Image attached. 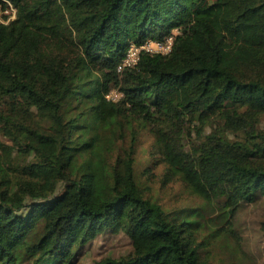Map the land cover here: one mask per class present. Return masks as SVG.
Instances as JSON below:
<instances>
[{"label": "trees", "instance_id": "16d2710c", "mask_svg": "<svg viewBox=\"0 0 264 264\" xmlns=\"http://www.w3.org/2000/svg\"><path fill=\"white\" fill-rule=\"evenodd\" d=\"M0 264H212L206 208L225 221L264 195V0H0ZM6 17V15H4ZM117 70L129 43L163 39ZM111 89L117 99L105 97ZM193 200L167 207L136 169L141 137ZM149 177V176H147Z\"/></svg>", "mask_w": 264, "mask_h": 264}, {"label": "rangeland", "instance_id": "374dc122", "mask_svg": "<svg viewBox=\"0 0 264 264\" xmlns=\"http://www.w3.org/2000/svg\"><path fill=\"white\" fill-rule=\"evenodd\" d=\"M14 12L11 4L4 9L0 6V20L7 21L14 16ZM7 128L14 134L20 132L13 123L0 120V142L20 147V142L6 131ZM151 142L150 135H142L136 155L138 177L140 180L149 178L148 193L167 207L192 202L179 182L168 185L161 183V165L151 164V169L147 170L149 161L146 152ZM211 230H217L219 234L217 240L213 239L211 245L205 247L212 264H264V195L242 205L229 222L218 215L217 208H206L200 235L207 236ZM130 247V240L123 232L100 234L81 248L73 264H88L101 256L124 254Z\"/></svg>", "mask_w": 264, "mask_h": 264}, {"label": "built area", "instance_id": "2783aa9c", "mask_svg": "<svg viewBox=\"0 0 264 264\" xmlns=\"http://www.w3.org/2000/svg\"><path fill=\"white\" fill-rule=\"evenodd\" d=\"M177 32H179V30L174 29L172 33L166 35L163 39L148 38L141 43H135V42L129 43L123 57L121 58V60L117 65V70L120 71L122 69L134 66L141 52L163 53V54L169 52L173 44L174 36ZM120 95L121 92L115 89H111L108 93H106L105 97L107 99L115 100Z\"/></svg>", "mask_w": 264, "mask_h": 264}]
</instances>
